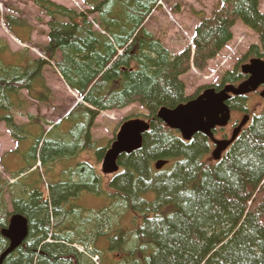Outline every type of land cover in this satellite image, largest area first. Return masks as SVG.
<instances>
[{
	"label": "trees",
	"instance_id": "16d2710c",
	"mask_svg": "<svg viewBox=\"0 0 264 264\" xmlns=\"http://www.w3.org/2000/svg\"><path fill=\"white\" fill-rule=\"evenodd\" d=\"M33 1L49 17L48 31H41L48 40L37 43L42 56L30 47L14 50L0 36V124L17 142L1 157L15 181L0 172V258L9 247L1 230L15 214L28 220L27 237L2 264H264V106L220 160L213 159L207 135L185 140L158 117L161 109L184 105L209 87L219 91L242 82L248 76L241 65L264 60L260 0H217L196 26L192 44L175 55L146 27L162 0H84L85 10ZM180 7L172 5V12ZM4 20L19 41L35 44L38 29L29 20L13 14ZM239 20L259 43L219 83L188 95L184 76L208 69L234 39ZM51 66L82 101L61 122H48L53 127L47 136L37 116L27 114L20 123L17 114L29 109L24 90L48 101L52 91L44 73ZM248 100L232 97L228 105L233 113H247ZM134 104L144 112L125 120L140 117L150 126L140 147L120 155L119 172L104 175L99 166L110 147L96 143L92 128L102 112ZM66 123L68 131L49 136ZM219 132L226 135V128ZM69 159L76 165L61 170L67 179L47 183L46 195L37 180L24 183L39 175L37 163L45 168ZM160 160L168 164L158 170ZM85 192L106 203L97 209L75 205Z\"/></svg>",
	"mask_w": 264,
	"mask_h": 264
},
{
	"label": "rangeland",
	"instance_id": "374dc122",
	"mask_svg": "<svg viewBox=\"0 0 264 264\" xmlns=\"http://www.w3.org/2000/svg\"><path fill=\"white\" fill-rule=\"evenodd\" d=\"M56 2L65 4L71 7H77L79 9H87L88 6L84 0H54ZM180 4V11L174 14L172 12V5ZM217 3V0H172L171 2L165 0L160 4V7L154 11L152 16L148 19L146 27L153 33L161 36L163 41L168 46L170 51L175 55L178 54L183 48L192 44V38L194 31L198 23H200L203 16H208L212 8ZM261 10L264 12V0H260ZM13 14L15 16L25 18L29 20L38 30H36L32 38L35 41L34 45H30L31 51L34 56H41L42 52L39 49L38 44L46 43L48 37L46 33L41 31H48V25L46 21L49 17L45 16L44 13L35 5L33 0H0V36L6 38L11 47L14 50L21 49L26 44L21 43L17 40L14 35L9 31L5 25L4 15ZM42 18L44 21H39L38 18ZM40 31V32H39ZM259 39L257 34L252 31L242 20H239L234 27V39L233 41L221 52V54L210 62L208 69L204 72L192 69L189 73L184 76L187 84V94L194 95L196 91L203 86L215 84L220 81L222 75L226 70H231L236 65L238 58L245 54L252 44H258ZM29 46V45H27ZM47 74L57 75L50 76L51 80L47 81L53 85V100L44 108L43 105L32 99L25 91L24 96L28 102L29 109L24 111V114H17V121L25 123L28 121L27 114H33L34 116L40 117L45 124L48 122H57L60 118H63L66 112L73 106L74 102L77 101V96L73 93L63 82L56 72L54 66L46 69ZM40 106V107H39ZM264 106V98L258 94L249 95L248 107L249 113H259ZM144 110L138 105L134 104L125 109L105 111L102 112L95 121L92 128L93 137L96 143L100 147H112L116 141V133L120 131L124 123L129 120H125L128 116H135ZM244 113H233L232 119L227 126L226 132L231 133L233 124L236 120H240ZM70 126L68 123H66ZM59 130H52L49 134L50 137L57 136ZM117 133V134H118ZM224 132H221L223 134ZM220 136V133H219ZM115 140L111 143L112 139ZM33 139H36L34 137ZM13 139L11 133L7 132L3 125H0V172L2 177L5 179L11 178V176L5 172L4 166L1 163V157L3 153L16 149L17 143ZM111 145V146H110ZM96 157L95 154H91ZM26 156V153L21 155ZM84 156V155H83ZM92 161H95L91 158ZM76 161L73 159L59 160L52 164H48L44 169H40L39 175L33 174L27 177L24 181L25 184H34L36 182V188H39L45 195L47 194L46 184L49 182L56 183L61 180L67 179L62 176L63 171H67L69 167H74ZM63 170V171H61ZM100 172H102V163L99 166ZM61 175V177H58ZM12 180V179H11ZM14 181V180H12ZM94 195V194H93ZM92 193L85 192L76 200L75 205L86 207L87 209L100 208L105 203L104 197L93 196ZM93 196L96 199H94ZM8 199V198H7ZM80 248V247H79Z\"/></svg>",
	"mask_w": 264,
	"mask_h": 264
},
{
	"label": "water",
	"instance_id": "95a60500",
	"mask_svg": "<svg viewBox=\"0 0 264 264\" xmlns=\"http://www.w3.org/2000/svg\"><path fill=\"white\" fill-rule=\"evenodd\" d=\"M243 72L250 77L235 86L226 85L222 90H205L198 98L189 101L174 109L163 108L158 117L166 122L171 128L178 129L186 139H191L195 133L202 132L211 137L216 144L212 156L220 160L225 151L238 137L242 127L249 121L250 116L245 115L242 122L234 128L230 139H217L213 130L217 127L226 126L231 120V109L227 101L232 96L245 95L254 92L264 85V60L256 57L250 63L243 66ZM264 98V90L260 93ZM149 123L143 119H131L123 124L117 136V140L108 150L103 161V172L113 174L119 172L118 159L122 153L130 152L140 147L143 133L149 128ZM168 161H157L156 168L162 169ZM9 240V247L1 255L0 264L6 256L13 252L28 235V220L19 214L13 215L9 227L2 231Z\"/></svg>",
	"mask_w": 264,
	"mask_h": 264
},
{
	"label": "crops",
	"instance_id": "0c3cea01",
	"mask_svg": "<svg viewBox=\"0 0 264 264\" xmlns=\"http://www.w3.org/2000/svg\"><path fill=\"white\" fill-rule=\"evenodd\" d=\"M50 76H55V77L58 79V76H57V75H51V74L49 75V74H47V71H45V75H44V77H45L46 81H50V80H51ZM59 77H60V76H59ZM60 78H61V77H60ZM61 79H62V78H61ZM63 82H64V81H63ZM47 86H49V87L51 88L52 91L55 89V87L53 88V85H52L51 83H48V82H47ZM52 100H53V98H50L49 101H43V102H41V101H37V102H38V104L43 105L44 108H47L48 105H51L50 103L52 102ZM39 107H40V106H39ZM39 128H40V124H39Z\"/></svg>",
	"mask_w": 264,
	"mask_h": 264
},
{
	"label": "bare ground",
	"instance_id": "6f19581e",
	"mask_svg": "<svg viewBox=\"0 0 264 264\" xmlns=\"http://www.w3.org/2000/svg\"><path fill=\"white\" fill-rule=\"evenodd\" d=\"M4 229H6V228H3V229L1 230V233H2V231H3Z\"/></svg>",
	"mask_w": 264,
	"mask_h": 264
}]
</instances>
